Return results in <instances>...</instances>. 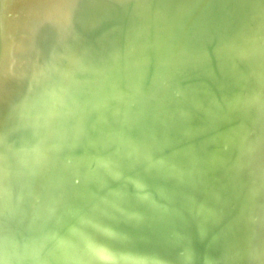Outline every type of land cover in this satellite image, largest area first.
<instances>
[{
    "label": "water",
    "instance_id": "95a60500",
    "mask_svg": "<svg viewBox=\"0 0 264 264\" xmlns=\"http://www.w3.org/2000/svg\"><path fill=\"white\" fill-rule=\"evenodd\" d=\"M0 264H264V0H0Z\"/></svg>",
    "mask_w": 264,
    "mask_h": 264
}]
</instances>
